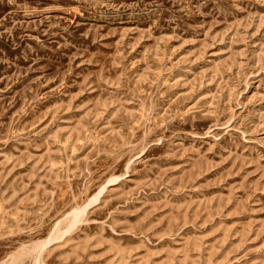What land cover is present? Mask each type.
Here are the masks:
<instances>
[{
  "label": "rangeland",
  "instance_id": "rangeland-1",
  "mask_svg": "<svg viewBox=\"0 0 264 264\" xmlns=\"http://www.w3.org/2000/svg\"><path fill=\"white\" fill-rule=\"evenodd\" d=\"M0 264H264V0H0Z\"/></svg>",
  "mask_w": 264,
  "mask_h": 264
}]
</instances>
